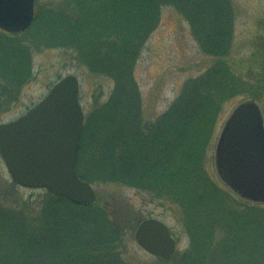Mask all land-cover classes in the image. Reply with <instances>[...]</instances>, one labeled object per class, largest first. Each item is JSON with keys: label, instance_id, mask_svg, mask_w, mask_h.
Masks as SVG:
<instances>
[{"label": "trees", "instance_id": "obj_1", "mask_svg": "<svg viewBox=\"0 0 264 264\" xmlns=\"http://www.w3.org/2000/svg\"><path fill=\"white\" fill-rule=\"evenodd\" d=\"M226 1L64 0L63 8L37 13L24 33L0 30L1 105L14 103L31 78L32 49L74 50L91 73L115 81L109 103L99 109L104 133L88 160L86 137L95 124L86 121L77 171L92 185L136 188L180 207L188 248L149 264H264V203L239 198L208 175L203 161L225 101L238 93L260 99L264 84L251 92L218 61L188 80L169 109L149 123L135 78L166 5L183 14L207 54L226 55L234 36ZM126 226L115 210L97 202L84 207L46 190L12 205L0 196V264H138L124 249Z\"/></svg>", "mask_w": 264, "mask_h": 264}, {"label": "rangeland", "instance_id": "obj_2", "mask_svg": "<svg viewBox=\"0 0 264 264\" xmlns=\"http://www.w3.org/2000/svg\"><path fill=\"white\" fill-rule=\"evenodd\" d=\"M226 3L230 5L234 17V36L228 53L220 57L211 56L202 49L191 24L174 5L163 6L157 28L150 35L135 66L141 114L145 122L156 121L178 98L188 80L198 78L218 61L229 65L238 75L239 82L247 81L252 87L251 92L264 84L260 75L261 66H264V0H227ZM63 7L64 0H36L35 15ZM30 55L32 76L19 90L14 103L0 104V124L14 121L26 114L47 97L58 81L74 75L79 79L80 103L85 118L87 121L92 118L95 124L92 133L86 137L85 152L88 160L97 152L104 133L105 115L99 109L105 108L109 103L116 88L115 81L107 76L91 73L80 60L79 54L71 49H32ZM249 100L259 104L264 114L262 96L259 99L252 97V94L238 93L226 100L215 121L214 133L203 157L208 175L224 185L226 184L219 177L216 168L217 144L234 110ZM98 119L101 121H96ZM14 184L0 153V196L5 203L12 205L16 200L28 199L39 191L14 188ZM93 188L97 194L96 202L115 210L127 225L124 249L132 262L149 264L156 258L144 251L135 240L140 220L143 222L155 218L163 221L177 240L176 252H183L188 248V238L183 232L182 211L177 204L122 185L95 184Z\"/></svg>", "mask_w": 264, "mask_h": 264}, {"label": "water", "instance_id": "obj_3", "mask_svg": "<svg viewBox=\"0 0 264 264\" xmlns=\"http://www.w3.org/2000/svg\"><path fill=\"white\" fill-rule=\"evenodd\" d=\"M34 18L35 0H0V29L21 33ZM79 96V79L62 78L30 112L0 124V153L18 186L45 189L88 207L97 194L76 168L85 124ZM216 168L243 199L264 203V114L255 101L240 104L228 119L217 144ZM135 240L150 255L166 260L177 250L169 227L155 218L138 226Z\"/></svg>", "mask_w": 264, "mask_h": 264}]
</instances>
